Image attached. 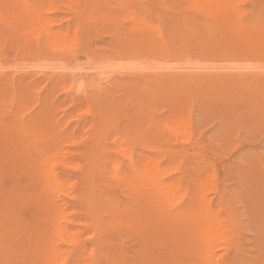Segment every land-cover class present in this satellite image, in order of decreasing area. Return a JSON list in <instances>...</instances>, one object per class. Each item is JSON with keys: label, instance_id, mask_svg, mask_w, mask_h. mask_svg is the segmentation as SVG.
Masks as SVG:
<instances>
[{"label": "bare ground", "instance_id": "obj_1", "mask_svg": "<svg viewBox=\"0 0 264 264\" xmlns=\"http://www.w3.org/2000/svg\"><path fill=\"white\" fill-rule=\"evenodd\" d=\"M177 2L192 4L200 9L218 25L221 33L226 31L223 32L224 35L241 30L233 23L229 0H0V264H264L260 252L255 260L252 257L254 261H250L247 255V258L243 257L246 244H243L240 235L235 232L236 223L230 210V200L223 189L220 191L221 199L217 194L219 203L226 207L224 208L229 215L224 214L225 217H222L223 207L219 209L215 205L216 201L214 204L215 199H210L207 194L212 189L216 190V187L198 157L194 156L190 164L197 163L200 166V173L197 170L199 174L194 173L190 166L181 172L182 178L191 187V190L187 188L190 190L187 195L189 197H186L189 198L188 201H185V194L180 189L182 186L179 187L180 180H176V166L170 164L161 167L164 156L176 155V149L172 145L177 143L176 135L179 133L176 134V131L183 126L177 125L179 120L176 121V110L172 109V114L159 124L156 122L157 118L151 115V107L164 101L166 95L163 91L159 96H155L157 93L152 91V95L148 94L149 90L147 93L139 92L136 96L140 101L139 106L134 107L139 111L137 109L136 115L133 113L142 122L140 124L151 120V128L158 124V128L161 125V130L164 129V140L156 138L161 133L154 130L158 134L153 136L158 143L156 149H161L157 157L138 156L137 152L135 154L130 151L128 145L132 144L135 137L129 134L130 129L120 142L109 128L112 125L109 123V110L118 103L110 102V98L114 96L109 93L116 89L115 84L107 92L114 77L112 74L120 73L122 86L130 84L127 88H133L134 84L136 86L147 81L139 70L150 68L154 70L147 81L151 87H161L162 90L167 87L171 91L177 83L180 86L181 83L198 85L197 88L205 85L204 97L207 94L213 100H216L213 95L226 98L235 86L246 90L248 99L254 100L256 91L250 94L255 90L254 87L264 88V74L259 73L263 77H248L245 76L247 73L241 72L243 75L236 77L234 70H231L232 73L210 72L209 66L204 65V62L197 64L199 62L187 61V65L177 66L173 60L175 65H171L177 66V70L165 71L171 67L170 64L167 65L168 59L176 57L171 56L175 54L173 43L176 44V38L184 40L179 34L181 23L188 24V17H182L183 21L179 16L180 20L176 18ZM191 17L196 18H193V13ZM62 18H68L65 20H72V24L75 22L76 25L67 26V23L55 28ZM210 19L209 22H212ZM194 21L201 24L200 19ZM209 22L208 25L211 26L213 22L211 25ZM196 28L199 29L198 32L203 29L201 25ZM77 29L80 30L79 33H76ZM68 31H71V36ZM215 31L217 32V28ZM101 32L104 33L99 35L101 39L107 38L111 46H120V49L127 52L136 47L142 53L147 51L144 53L146 56L152 51L156 54L159 52L163 55L164 62L163 59L162 62L155 63H149L150 59L148 62H134L133 59L140 52H134V57L125 50L120 56L110 51V54L119 58L117 60L113 56L116 60L112 62L110 55L105 56L110 58L108 61L101 60V55L99 59L97 55L100 61L97 62L98 59L95 58V62L89 65H86L88 62L76 63V67H70L64 62L68 55H78L81 46H87L85 43H88V38L93 40L94 34ZM256 37L262 42L264 26ZM227 39L229 40L228 37ZM179 41V45L187 47L184 41ZM214 44L215 42L204 48L215 51ZM179 47L183 49L182 46ZM179 47L177 51H180ZM86 48L88 50V46ZM218 49L220 51L221 48ZM226 49L225 47L222 51ZM12 50L17 61L9 66L4 62V53ZM21 50L30 52L32 56L31 61L21 62L23 70H26L23 72L25 78L32 76L34 71L43 72L48 68L52 69L51 72L57 70L61 77H71L72 89L70 87L69 91L72 90V98L76 101L73 112H66L70 101L68 97L67 100H57L53 89L41 90L39 85L32 88L23 83V79L16 78L17 70H22L18 68L21 60L17 55ZM91 56L87 58L90 61ZM127 57L131 59L127 60ZM217 67L216 70H221ZM245 67L243 68L247 69ZM30 82L31 85L33 81ZM247 85L250 86L246 88ZM194 88L192 89L195 90ZM160 89L155 90L160 92ZM91 91H95V94H91ZM77 92L78 95L86 92L88 96H93L91 103L79 102ZM168 96L171 99L177 98L171 93ZM119 97L116 95L117 99ZM183 97L178 98L180 100ZM171 99L169 98L170 101L173 100ZM129 105L131 104H128V109ZM144 107L148 112L143 111ZM126 114L130 113L127 111ZM130 116L132 117V113ZM72 121L76 127L70 126ZM134 130L131 131L135 133ZM162 140L163 143H160ZM262 179L263 177L260 181ZM185 186L187 185L184 184ZM248 252L251 251L247 250L246 254ZM250 255L252 256L251 253Z\"/></svg>", "mask_w": 264, "mask_h": 264}, {"label": "rangeland", "instance_id": "obj_2", "mask_svg": "<svg viewBox=\"0 0 264 264\" xmlns=\"http://www.w3.org/2000/svg\"><path fill=\"white\" fill-rule=\"evenodd\" d=\"M183 2H180V3L177 2L176 3V18H178L177 16H179L181 18L182 17H185V18L188 17L187 18L188 24L186 23V24L182 25V23H181L182 27H180L181 29L179 28V31L181 32V33H179L180 37H181V39H184L183 40L184 45H186L187 47L183 46V44L179 45L178 44L179 39L176 38V44H175V42L173 43L174 44L173 48H174L175 54L171 55L172 57H174V56H176V57L174 59L169 58L171 60L168 59V61H169V62H167L168 66H169V64L171 65V63H173V62L176 65L178 64L177 66H180L181 64L187 65L186 64L187 61H190V62L196 61L195 63L199 62L197 64H203V62H204V65L209 66V68H208L209 70L208 69L207 70L208 71L211 70L212 72L221 73V71H222V73H223L226 71V73H232L231 70H234L236 77H241V75H243L244 73L245 74L247 73V75H245V76H248V77L249 76L263 77L261 75L264 73H261V72H264V41H263L264 39H262V42H261V40L258 41L259 38H257L256 35H257V33L260 32V29L262 28V26H264V24H263V22H264V0H229V2L231 4L230 5L231 6V12L233 15L232 16L233 23H235V25L237 24V27L240 28L241 30L240 31H238V30L237 31H231L230 32L231 34L226 33L225 34L226 36L224 35V33L226 31L225 32L222 31V33H221L220 32L221 30L219 31L218 25H216L212 19L206 17L201 12L200 9H197V7H194V5L192 6V4L190 5V4L183 3ZM186 6H188V7H186ZM186 8H189V10H187ZM191 8L193 9V11ZM61 9L63 10V8H61ZM179 9H181V10H179ZM62 10H57V11H59V13H61ZM182 10H184V12ZM189 11H191L193 13V18L196 17V18H194L195 20L200 19L201 24H199V25H201L203 27V29H205L204 31H203V29H201L202 31L198 32L199 29L197 30L196 26H199V25L196 24L194 19H192V17H191L192 13H190ZM54 12H56V10ZM196 12H197V14H195ZM185 14L187 16H185ZM197 17H199V18H197ZM65 19H68V18H65ZM65 19L62 18V20H58L59 22L57 23V26L55 28H60L62 25H67V23H68L67 26H75L76 25L75 22L72 24V22H73L72 20L67 21ZM178 19L180 20V18H178ZM209 19H210V21L212 20L213 23L209 22ZM181 20L183 21L184 18H182ZM206 21H208L210 25L212 23V25L209 26L208 22H206ZM198 22L199 21H197V23ZM70 23L72 25H70ZM194 23H195V25H194ZM188 25H189V27H188ZM259 26H261V27L258 28ZM215 27L217 28V32L215 31L216 30ZM182 31L185 33H183ZM191 31H193V32H191ZM79 32H80V30L77 29L76 33H79ZM67 33L70 34V36L72 35L71 31H68ZM100 34H104V33L101 32L99 34L97 33L96 35L94 34L95 37L93 40L88 38V43H85V45L88 46L89 52L86 48L87 46L83 47L84 45H82L81 47L83 50L80 49L78 51V55H76V56L68 55L67 57H65L64 62L67 65H70V67H76L79 63L84 64L85 62H88V63H86V65H89V63L95 62V60H96L95 58H97V55H98L99 59H100L99 55H101V60L107 59V61L110 60V58H106V57H108V55H110L111 62H112V60H116V59L118 60L119 59V58H116L114 55H112V53L113 54L115 53L116 56H120V53L122 55V52H125V51L127 52V50H125V49H124L125 51L122 50L123 48L120 49V46H119V48L117 46H111V43L109 42V40L107 38L101 39V37L99 36ZM220 34H222L224 36L221 37ZM182 35H184V36H182ZM217 36H220L221 38L219 39V37H217ZM227 37L229 38V40L227 39ZM102 40L103 41L105 40V41L103 42ZM191 40L193 41V43H191L192 42ZM106 41H107V43H106ZM183 41L180 40L179 43L180 42L183 43ZM198 41H200L199 43H201L202 45H199ZM186 42H188V43H186ZM195 42H196V44L197 43L198 44L195 45ZM214 42H215L214 45H216L215 51L214 50H207L204 48V47H206V45L213 44ZM224 43H226V44H224ZM258 43H260V44H258ZM105 44H107V45H105ZM187 44H189V46ZM179 46H182L184 50L180 49ZM219 46H221V47H219ZM222 46H224V47H222ZM89 47H91V48H89ZM112 47H114V49ZM178 47H179L180 51H177ZM190 47H191V49H190ZM217 47L221 48L220 51ZM225 47L227 49L222 51V49H224ZM117 48L120 51H118ZM84 49H86V50H84ZM106 49H109V51ZM185 49H186V51H185ZM105 50H106V52H105ZM202 50H203V52H202ZM23 51H25V50H21L17 54L20 57L21 61L18 60L19 61L18 63H20L18 65H20V66H18V65H16V66H18V68L22 69V70H17L16 73H17L18 77H16V78L17 79L19 78L20 80L23 79L22 82L29 84V87H32V88H33V86L39 85L41 90L46 91L48 89L49 90L53 89V91L56 93L55 98L57 100H67V97H68V99L70 101L68 100L69 101V105H68L69 107L67 108L66 112L68 114L73 112L76 108V106H75L76 101L73 100V98H72V96H73L72 90H71L72 85H70L71 84V80H70L71 77H66V78L61 77V75L58 74L59 72L57 70L51 72L52 69L48 68L49 70L46 69L47 71L45 70L43 72H35L34 71L32 76L25 78L26 76H23V72L26 70H23L24 66L22 65L21 62L31 61L32 56H30V52L25 51L28 53V56H27V53L24 54L25 52H23ZM95 51H97L98 54ZM103 51L105 53H103ZM110 51H113V52L110 54L109 53ZM132 51H133V53L134 52L135 53L136 52L137 53L143 52V51L141 52L140 50H138L136 47H133ZM132 51H129L127 53L129 54L131 52L130 54L134 55V57H135V53L133 54ZM79 52L81 53V55ZM93 52H95L96 55H94ZM101 52L105 55H103ZM148 52H151V51H148ZM38 53L41 54V52H38ZM140 53L138 55L139 57L136 56V58H134L133 56L131 57V55H129V56L132 59L134 58L133 59L134 62H139V61L140 62H143V61L148 62L149 61L148 59H150L149 63L150 62H152V63L162 62V59H163L162 56L163 55L159 52H157V54L155 52H153V55L151 53H148L150 55H147V56H146V54L144 55V53H147V51H145L142 54H140ZM154 53L156 54V57L154 56L155 55ZM158 53H159V55H158ZM179 54H181V55H179ZM90 55H92L91 61H90V59H87L90 57ZM125 55H126V53H124V56ZM142 55H144V56H142ZM4 56L6 57V58L4 57V59H5L4 62L9 64V66L10 65L13 66V63H15V61H17L15 59L17 57L14 55L13 50H12V52H5ZM113 56L116 59H114ZM171 56L169 55V57H171ZM130 57H127V60H130L131 59ZM99 59L97 60V62L100 61ZM175 59H176V61H175ZM177 59H179V60H177ZM182 59H184V61ZM185 59H187V60L185 61ZM69 62H70V64H69ZM163 62H164V59H163ZM76 63H77V65H76ZM174 63H173V65H175ZM209 63L211 64V66ZM216 64H218V67ZM177 66L173 67L171 65V67H173L174 70L170 67V68H167L165 71H170V72L176 71L178 68ZM223 66H225V67L223 68ZM227 66L228 67L230 66V67L228 68ZM232 66H235V67H232ZM216 67H217V69L220 68L221 70H216ZM243 67H245L247 69H244ZM207 70H205V71L208 72ZM145 71H146V73H148V75L145 73ZM148 71L150 72V74ZM153 71L154 70L150 69V68L147 70H141L140 69L139 73L143 74V77H144L143 79L149 81L150 78H148V77H149V75H151V73ZM239 71H240V73H239ZM256 72L258 74H256ZM144 73H145V76L147 75L146 77L144 76ZM35 74H37V75H35ZM112 75L114 76L111 80V82L113 84L112 83L109 84L110 90L107 92H110L111 87L113 88L115 86L116 89H112V92L109 93L110 95L113 94L112 97L114 96V98H110V102L117 101L118 103H116L115 108L113 107L112 109H110L109 113H108V115L111 117V118L109 117L111 120V121H109V123L112 124L109 127L110 131L116 135V138H118L119 141L120 140L122 141V139H123L122 136L126 135L127 131L130 129L129 134L132 135L133 137L135 136L134 141L131 142L132 144L130 143L131 145H128V148L131 149L130 151L135 152V154L137 152L138 156H143V157L146 156L147 157V155H148V157H151V156L157 157L158 152H160L161 149H159V148L156 149V145L158 146V143H157V140H155V138L153 136H154V134H157V133H155L154 130L156 132L159 131L158 132L159 134L161 133V136L157 134L158 136L156 138L164 140V133H163L164 129H163V131L161 130L162 129L161 125H159V128H158V124L161 122V120L169 117L172 114L173 110H176V121L177 120L180 121V122L178 121L177 125H180V124L183 125V126H181L182 131L178 127L177 128L179 131L176 128V130L178 131V132L176 131V134L179 133L178 135H176V142L177 143H173V145H172L176 149V155H172V154L170 155L169 154L168 156L166 155V157L165 156L163 157V155H162V157L164 158V160H162V161L164 163L161 164V167H163L164 165L169 166L170 164L171 165L173 164V166H176V180H178V182L180 180L179 187L182 186V188H180V189H181V191H183V194H185L184 198L186 200L185 199L184 200L188 201L189 198H186V197H189L187 195H188V193H190L191 187L187 181L185 182L186 179L182 178L181 172L185 171L187 169V167L190 166V168L192 169V171H194V173L199 174L200 173V168H199L200 166L197 163L190 164V163H192L191 160L194 158V156L198 157V159H200L203 162V165H205V168L207 169V173L209 176H211V180L214 184V187H216L215 188L216 190L212 189L211 191H208L207 194H209L208 196L210 199H211V197L213 200L215 199L214 204L216 201L215 205H217L219 209H221V207H223L222 208L223 211L221 212L222 217H225V215H228L226 213V209H225L226 207L222 206L219 203L220 202L219 199H221V194H222V193H220V191L222 189L224 190V192H226V195L228 196V198L230 200V210L232 212V215H234L233 220L236 223L235 224V232L237 235H240L241 241L243 242V244L247 245V246L244 245L245 246L244 247L245 248V255H243V257L244 258L248 257V259L250 261H254L255 257L258 258L257 256L258 255L260 256V253H261V256H263V259H264V192H263L264 191V185H263V183H264V114H263L264 113V88L263 87L262 88L261 87L255 88L256 86L253 85V86H255L254 87L255 90L251 91L250 94H252V92L254 93L256 91L254 94V98L250 95L249 96L251 98H253L254 100H249L248 99V93L245 92L246 90H241L239 87H236V86L232 90V92H230L231 94L227 95L226 98L225 97L222 98L220 96L217 97V95H213L214 99H216V100H213V99H211L212 96H209V95L207 96V94L204 97L205 92H206L205 91L206 90L205 85H202V88H197L198 85L197 86L196 85L195 86L189 85L190 86L189 87L188 85L181 83V86H180V84H178L176 82L178 86L177 85H176L177 87L174 86L175 88L171 89L172 92L169 91L168 89H170V88H167V87H165V89H164L165 91L160 89L161 87L160 88L156 87L157 90L160 89V92H158L155 90L156 88L151 87V85H148L147 81L142 83V84H139V85L137 84L136 86H135V84L133 86L131 85L133 88H127L130 86V84H127L126 87L122 86L121 83H122L123 79L122 80L120 79V77H121L120 73L119 74L116 73V74H112ZM115 76H117V77H115ZM28 79H30V80H28ZM25 80H27V82H24ZM31 80L33 82L30 85ZM54 81H56V82H54ZM127 82H129V81H127ZM126 83H124V84H126ZM65 86H68V87H65ZM145 86H146V88H145ZM249 86L250 85H247L246 88H248ZM70 87H71V89H70L71 91H69ZM186 87H188V88L186 89ZM222 87H224V86H222ZM59 88H61L60 91H59ZM117 88H119V89H117ZM122 88L124 89V91ZM152 88L154 90H152ZM192 88H194L195 90H193ZM218 88H215V89H218ZM179 89L181 91H179ZM199 89H201V92ZM116 90H117V92H116ZM166 90H167V93H166ZM147 91H148V94L151 93L150 95H152L153 94L152 92H154V93H157V94H154L155 96H159L158 94L159 93L162 94V91H163V94L165 93L164 95H166V97L164 95H162V98L164 96V101L166 98L165 102L162 100L163 102L160 101L161 103L159 102V103H157L151 107L150 113H152L151 115H154L155 118H157L156 122L158 123L156 126H154V128H151L149 126L151 120L150 121L145 120L144 122H146V123L140 124V122H141L140 119L138 121V118L135 116L136 114H138V112L136 113L138 108L136 109L134 107H138L139 106L138 102H140L136 96L138 95L139 92L147 93ZM236 91H240V92H236ZM243 91L246 93V96H245V93ZM173 92H175V93H173ZM90 93L95 94V91H93V92L91 91ZM170 93H171V95L174 94L175 96H177V98H174L175 100L172 98L173 99L172 100L171 97L168 96V94H170ZM180 93L181 94L183 93L182 96ZM186 93H189V94H186ZM201 93H203V96ZM239 93H241V94H239ZM238 94L240 95L239 97H238ZM77 95H78V92H77ZM116 95H117V97H119V95H120L121 98L119 97L120 99L119 98L117 99ZM183 95L185 97H183ZM78 96H79L78 97L79 102L81 100L83 103H86V104H90L91 103L90 100L93 97L91 95H90L91 97L88 96L86 94V92L83 94L80 93V95H78ZM131 96H133V98H131ZM167 96H168V99H167ZM195 96H197V97H195ZM151 97L153 98V96H151ZM178 97H183L184 99L180 98V100L182 99L180 101ZM198 97H200V98H198ZM257 97H259V99ZM136 98H137V100H136ZM169 98L172 101H170ZM207 98H210V99H207ZM218 98H220L221 101ZM121 99H122V101H121ZM126 99H127V101H126ZM246 99L249 102L246 101ZM207 100H209L210 102L209 101L207 102ZM243 100H244V102L245 101L246 102L244 103ZM120 101L123 104L120 103ZM128 101H129V103H128ZM133 101H135L136 104ZM175 102H176V104H175ZM218 103H222V104H218ZM119 104L123 105V107H125V108H123ZM128 104H131V105H129V109H128ZM144 108H145V110L143 109V111L148 112V111H146L147 108L146 107H144ZM134 109H135V111H134ZM124 110H126V111H124ZM257 110L259 111L260 114L258 113ZM127 111L130 114H126ZM138 111H139V109H138ZM255 111H257V112H255ZM131 113H132V117L130 116ZM133 113H135V115ZM261 114H262L263 118H262V116L260 117ZM177 117H179V118H177ZM134 118H136L137 120H134ZM135 121L139 122V123H136ZM109 123H108V125H109ZM72 125L75 127L77 126V125H75V123L73 121L70 123V126H72ZM137 125H138V128H137ZM131 126L134 127L135 130ZM131 130H134L135 133H133ZM183 130H184L185 136L183 134ZM151 132H153V133H151ZM181 134L184 138L182 136H179ZM117 135H118V137H117ZM190 135H191V137H189ZM180 138L182 140H180ZM187 138L194 140L195 143L192 142L193 143L192 144L191 140H189ZM163 140L160 143H163ZM178 143H179V145H178ZM133 144H135V145H133ZM148 145H150V146H148ZM150 147H151V149H150ZM139 152H141V153H139ZM169 156L171 159L169 158ZM174 157H176V158H174ZM165 158L168 160H166ZM74 159L76 160L75 156H74ZM165 160H166V162H165ZM160 161H161V159H160ZM197 170L199 171V173L197 172ZM254 171H255L256 175L253 174ZM262 177H263V179L260 181V179ZM257 180H259V182ZM184 184H186L188 187L187 186L184 187ZM187 188H189L190 190ZM213 193H215V194H213ZM217 194H219V199H218ZM230 194H231V196H230ZM215 197H217V198H215ZM217 199H218V201H217ZM247 250H249L251 252H248L246 254ZM250 253L252 254V256L250 255ZM246 255H247V257H246ZM249 256H251V258ZM252 257L254 258V260H252ZM242 260H243V258H242ZM244 260H246V259H244ZM247 262H249V261H247Z\"/></svg>", "mask_w": 264, "mask_h": 264}]
</instances>
